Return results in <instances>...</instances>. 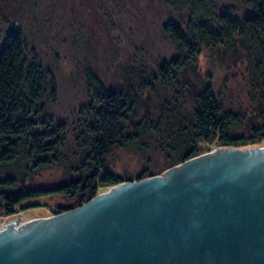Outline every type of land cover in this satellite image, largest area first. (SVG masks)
Returning a JSON list of instances; mask_svg holds the SVG:
<instances>
[{"label": "rangeland", "instance_id": "1", "mask_svg": "<svg viewBox=\"0 0 264 264\" xmlns=\"http://www.w3.org/2000/svg\"><path fill=\"white\" fill-rule=\"evenodd\" d=\"M206 6L220 13L234 9L239 15L249 9L241 0H206ZM192 9L190 0H0V37L4 40L12 27L21 28L25 68L52 73L57 95L48 90L42 103L50 116L67 126L60 161L38 169L27 178V185L51 188L85 177L82 166L90 149L83 145L82 131L91 119L89 76L107 90L122 88L129 95V104L135 101L128 132L140 125L139 139L108 158L109 168L125 182L136 181L142 173H147L143 179L153 177L180 164L177 161L186 154L183 146L189 139L182 127L193 118L197 103L192 90L210 85L230 112L251 115L246 93L253 89L252 65L243 49L203 47L193 64L188 63L169 80L160 76L163 63L180 55L163 27L167 22L191 24L195 18ZM249 123L234 122L229 134L248 139L250 127L259 126ZM222 146L217 137L198 141L195 149L205 154ZM22 167L18 161L11 171L18 175ZM109 188L100 186L99 194ZM78 199L50 195L34 201L33 206H20L16 214L30 219L49 217L55 209L76 206Z\"/></svg>", "mask_w": 264, "mask_h": 264}, {"label": "water", "instance_id": "2", "mask_svg": "<svg viewBox=\"0 0 264 264\" xmlns=\"http://www.w3.org/2000/svg\"><path fill=\"white\" fill-rule=\"evenodd\" d=\"M0 264H264V142L217 147L60 214L1 218Z\"/></svg>", "mask_w": 264, "mask_h": 264}, {"label": "trees", "instance_id": "3", "mask_svg": "<svg viewBox=\"0 0 264 264\" xmlns=\"http://www.w3.org/2000/svg\"><path fill=\"white\" fill-rule=\"evenodd\" d=\"M241 1L249 6L243 15L234 9L216 12L214 8L204 7L206 0H190L192 12H195L191 24L182 26L167 22L163 27L180 50L178 58L160 67V76L165 80L188 63L193 64L203 47L219 51L243 49L246 60L252 65L253 89L246 93L249 116L226 109L210 85L200 91L192 90L197 103L193 118L183 124V133L189 139L183 146L186 154L183 153L177 163L202 154L195 149L201 140L213 141L219 137L226 147H249L264 140V0ZM24 53L21 28L12 27L4 40L0 37V217L12 216L20 206H33L34 201L50 195L79 198L76 206L54 210V214H60L90 201L99 194L100 186L111 187L125 182L109 168L108 158L117 149L137 141L141 131L138 125L135 131L128 132L134 110L131 104L135 101L129 104V95L122 88L107 90L104 84L89 76L91 119L82 131L83 145L90 149L82 166L85 177L51 188L27 185V178L33 177L38 169L52 167L60 161L58 155L67 126L50 116L42 103L48 90L51 95H57L52 73L36 67L26 69ZM248 120L249 124L259 125L250 127L248 139L229 134L231 124ZM190 144L194 148L187 153ZM18 161L23 167L21 173L15 175L11 169ZM146 175L142 173L136 180Z\"/></svg>", "mask_w": 264, "mask_h": 264}]
</instances>
